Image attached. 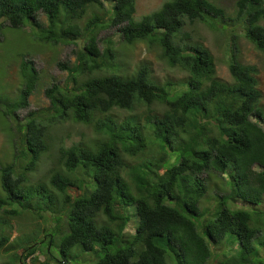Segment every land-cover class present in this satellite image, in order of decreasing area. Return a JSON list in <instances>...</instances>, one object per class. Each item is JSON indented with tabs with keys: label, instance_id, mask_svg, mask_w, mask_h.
Wrapping results in <instances>:
<instances>
[{
	"label": "trees",
	"instance_id": "16d2710c",
	"mask_svg": "<svg viewBox=\"0 0 264 264\" xmlns=\"http://www.w3.org/2000/svg\"><path fill=\"white\" fill-rule=\"evenodd\" d=\"M92 5L103 7V1L0 0V20L14 28L31 22L44 43L86 40L72 64L57 63L68 77L65 85L46 88L50 108L29 110L24 120L17 114L29 107L40 78L30 58H23L19 68L24 80L19 97L9 101L0 95V115L14 131L11 161L0 159V213L19 218L32 210L40 217L43 212L57 216L35 243L45 241L51 253L60 241L62 264L82 254L86 261L94 254L97 259L90 264H264L259 68L234 54L226 81L217 75L210 48L174 40L187 20L226 27L224 9L213 0H166L136 20V0H114L104 17L92 12L81 25ZM39 11L47 15V26L38 22ZM230 19L237 21L233 30L241 24L243 36L264 54V0H236ZM99 27L117 28L124 48L140 41L158 46L168 66L186 75L161 84L146 63L124 68L118 61L123 52L111 38L99 45ZM121 110L132 113L121 118L116 114ZM59 121L87 125L97 136L90 143L59 146L58 167L48 168L45 182L35 176L52 144L50 126ZM214 176L223 179L219 194L208 193ZM230 200L242 205L232 207ZM131 207L137 218L134 233L127 231ZM4 216L0 249L8 242L26 264L37 246L11 244L15 237L6 234ZM215 258L217 263L211 262Z\"/></svg>",
	"mask_w": 264,
	"mask_h": 264
},
{
	"label": "rangeland",
	"instance_id": "374dc122",
	"mask_svg": "<svg viewBox=\"0 0 264 264\" xmlns=\"http://www.w3.org/2000/svg\"><path fill=\"white\" fill-rule=\"evenodd\" d=\"M103 7L97 5L90 6L87 16L82 21L81 25H85L86 17H90L92 12L98 13L101 17L105 16L107 9L113 8L114 0H102ZM166 0H136V13L135 18L139 20L142 16L151 13L161 7ZM217 6L224 9L226 19V27L223 23H219L220 28H211L206 22L196 20L194 22L186 21L182 30L178 32L174 40L179 45H190L195 43H202L214 53L217 65V75L223 79L231 80V74L229 72L228 60L232 55H237L245 63L255 64L259 68V79L261 89L263 91L262 106L264 108V54L255 48V46L247 40L242 32L241 24L237 26L236 30L234 25L237 21L230 19L235 16L236 0H213ZM38 22L42 26L48 25V18L44 13L38 14ZM0 28V95L5 97L6 100H14L19 97L21 87L24 84L23 77L20 73V62L24 57L32 58L40 70V78L38 80L36 89H34L32 95L29 98V107L24 109H18L17 114L21 120L27 115L29 110L47 109L51 107L50 99L45 94V89L52 84L57 83L59 85L66 84V78L68 72L62 70L57 63L68 62L72 64L76 59V50L84 46L86 40L78 39L75 43L66 44L59 43L53 45L51 43H44L37 39L34 35L36 27H32L28 24L25 28L6 27L8 22L3 21ZM37 29L35 30V32ZM97 38L106 39L111 38L116 48L123 52L118 61L124 65V68L132 70L140 66L141 64H148L151 67L152 77L163 84L167 80L178 81L186 75L180 69L170 68L167 62L161 58V49L158 46H152L149 48L145 42H136L130 48H124L122 46V40H120L119 31L115 27L101 28L96 31ZM99 45L104 46L103 42H99ZM125 52L127 54H125ZM145 109L139 108L136 110L142 111ZM132 111L121 110L116 111V114L123 118L124 115H130ZM5 117L0 115V159L2 162H10L11 155L14 149V131L11 129L13 123H8ZM50 150L44 155V159L39 165V172L35 177L42 176L45 180L48 168L57 166V151L61 145H71L76 142L84 141L90 143L96 139V134L93 129L87 125L81 123H75L72 121L53 123L50 126ZM206 176V174H204ZM214 180H209L210 189L208 193L219 194L220 193V176H214ZM223 181V179L221 178ZM217 186V187H216ZM32 201V200H31ZM33 202V201H32ZM35 211H41L39 205L35 202ZM229 205L232 207H238L242 204L239 201L230 200ZM57 207L62 208V202L57 201ZM246 208H251L247 206ZM131 214V220L129 222L127 231L134 233L137 225V218L133 207L128 208ZM43 217L38 214L30 212L24 213L23 216L17 218V215H13V218L4 216L1 212L0 216H4L3 219L8 222L7 234L16 236L15 239H11L13 245H29L35 243V241L42 240L47 235L46 228L54 224L57 216H54L50 212H43ZM57 215V213H56ZM61 222L64 224V214L61 215ZM1 231V230H0ZM45 241L35 243L38 251L25 260L26 264H35L33 259L36 258V264L49 261L50 264H62L63 257L61 253L60 241L58 244L52 245L51 253L45 251ZM10 244L6 243L0 249V264H5L12 260L10 264H24L19 261L18 254L14 256V252L17 249L11 250L8 248ZM9 249V250H7ZM216 250L223 251L225 247H215ZM228 249V248H227ZM19 250V249H18ZM17 250V251H18ZM19 252V251H18ZM94 254L86 255L82 254L79 257H73L70 259L69 264H90L97 258H94ZM41 262V263H40ZM211 262L217 263L216 258Z\"/></svg>",
	"mask_w": 264,
	"mask_h": 264
},
{
	"label": "clouds",
	"instance_id": "9594fccd",
	"mask_svg": "<svg viewBox=\"0 0 264 264\" xmlns=\"http://www.w3.org/2000/svg\"><path fill=\"white\" fill-rule=\"evenodd\" d=\"M39 13H44V12H43V11H39L38 14H39ZM44 14H45V13H44ZM45 15H46V14H45ZM46 17H47V15H46ZM37 18H38V15H37ZM3 21L8 22V21H7L6 19H4V18H2V19L0 20V28H2V29H4L3 26H2V22H3ZM28 24H30L32 27H34L33 24H32L31 22H27L25 25H23V26H21V27H24V28H25ZM48 24H49V22H48ZM9 26H11V25H10L9 22H8V26H6V27H9ZM11 27H12V26H11ZM19 28H20V27H19ZM36 29H37V28H35V30H36ZM35 30H33V31H34V32H33L34 35L37 37L38 40L41 41V39L38 37V35H36ZM41 42H44V41H41ZM53 45H54V44H53ZM24 58L29 59V57H24ZM30 59H32V58H30ZM32 60H33V59H32ZM33 61H34V60H33ZM34 63H35V62H34ZM20 65H21V62H20ZM35 65H36V64H35ZM19 68H20V66H19ZM65 71H66V70H65ZM67 72H68V71H67ZM45 90H46V89H45ZM46 153H47V152H46ZM46 153H45V154H46ZM57 156H58V154H57ZM48 174H49V173H47V175H46V178H47V179H45V182H46V181L49 182V177H50V176H49ZM43 180H44V179H43ZM1 194H3V191H2V188H1V185H0V195H1ZM10 218H13V217L11 216ZM2 222H3V223H7V221H5V220L3 219V217H2ZM7 230H8V229H7ZM7 233H8V232H7ZM7 233H6V234H7ZM10 235L12 236V238H14V237L16 238V236H13L12 234H10ZM29 257H30V256H29Z\"/></svg>",
	"mask_w": 264,
	"mask_h": 264
}]
</instances>
